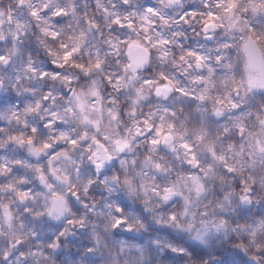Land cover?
I'll return each instance as SVG.
<instances>
[{
    "label": "snow or ice",
    "instance_id": "1",
    "mask_svg": "<svg viewBox=\"0 0 264 264\" xmlns=\"http://www.w3.org/2000/svg\"><path fill=\"white\" fill-rule=\"evenodd\" d=\"M0 94V264H97L105 251L106 264H203L214 235L264 264V213L220 218L252 203L241 177L264 166V0H9ZM97 185L143 209L89 202ZM141 211L195 243L109 247L143 227Z\"/></svg>",
    "mask_w": 264,
    "mask_h": 264
},
{
    "label": "clouds",
    "instance_id": "2",
    "mask_svg": "<svg viewBox=\"0 0 264 264\" xmlns=\"http://www.w3.org/2000/svg\"><path fill=\"white\" fill-rule=\"evenodd\" d=\"M145 0H139L140 4H143ZM189 2V0H187ZM187 43L189 45L194 44H206V47L213 48L215 47V41L211 44H207L203 38H197L191 33H188V40ZM34 58L43 61L45 59L43 52L37 50L34 54ZM234 55V53H233ZM254 102L256 104H261V98L259 96L254 98ZM179 108L180 106L177 105ZM116 167L117 171L118 166L117 162L113 161L112 164L108 166L109 169ZM253 176L255 177V180L250 179L249 177ZM261 178H264V166H261L259 163L255 166V168L250 169L249 171H245L241 179L245 181L243 187L245 188H252V203L251 204H244L239 201V199H234L231 206L227 207L223 210V215L220 217L221 219H227L229 223L233 222H241L244 219H251L253 217L258 218L262 213H264V183H261ZM210 189L212 188V185L209 186ZM235 191L237 193V197L242 194V188L239 184L235 186ZM216 192H219V186L217 185L213 191H210L209 193V200L216 199ZM114 198V199H120L125 200L128 199L131 203L134 204L135 207L139 209H143V204L140 201H133L127 197V193L123 190L116 191L112 193H108L104 190L103 186L97 185L95 190L91 191L88 194L89 202H92L93 200L97 203H103V198ZM204 203H207L205 201ZM203 207V206H202ZM208 211H212L211 208L208 209ZM138 215L142 216L143 220V227L138 232H132V234L137 238V240H142V243H147L149 240L158 238V237H165L168 233H175L178 236L182 237L181 243L187 242L190 244H194L195 242L191 239V237L188 236V234L185 233H179L177 232L175 225L171 221H159L158 219L153 217V214L150 212H138ZM159 214L157 213V216ZM199 219V217H197ZM92 221H96V217H92ZM72 241L76 242V244H83L86 242V237H84L83 234H80V238L72 237ZM113 236L109 235L107 243L109 244V247L112 246V244L116 241ZM124 240V239H119ZM129 243H138L131 240H124ZM73 247H76L75 245ZM208 248L209 251L215 252V260L211 259V256H206L203 260V264H230L229 256L230 255H237V253L234 251L235 245L233 241L221 237H216L215 235L209 239L208 242ZM253 253H248V255H252ZM107 256V251H105L104 256L99 257L98 262L99 264H106L105 257ZM264 259V258H262ZM76 264H81L80 260H77ZM162 264H172L171 261L165 260L162 262ZM181 264H185L184 261L181 262ZM187 264H191V262H187Z\"/></svg>",
    "mask_w": 264,
    "mask_h": 264
},
{
    "label": "rangeland",
    "instance_id": "3",
    "mask_svg": "<svg viewBox=\"0 0 264 264\" xmlns=\"http://www.w3.org/2000/svg\"><path fill=\"white\" fill-rule=\"evenodd\" d=\"M9 2V0H0V5L2 4H7ZM189 3H195V4H198L199 3V0H189ZM198 45V43L196 44ZM43 66V65H42ZM3 94H0V96H2ZM5 100L6 101H9L11 100V96H8V97H5ZM13 102H15L13 100ZM119 232H123L122 230H117V235L113 236L115 239H124V240H131V241H135V242H138V243H142L143 241L142 240H137V238L135 236H125V235H122V234H119ZM234 255V254H233ZM238 259V258H237Z\"/></svg>",
    "mask_w": 264,
    "mask_h": 264
},
{
    "label": "flooded vegetation",
    "instance_id": "4",
    "mask_svg": "<svg viewBox=\"0 0 264 264\" xmlns=\"http://www.w3.org/2000/svg\"><path fill=\"white\" fill-rule=\"evenodd\" d=\"M71 251H73V252L79 251L80 253H82L83 252V248L82 247H72ZM229 260H230V264H241V258L238 255H235V254L234 255H230L229 256ZM97 264H99L98 261H97Z\"/></svg>",
    "mask_w": 264,
    "mask_h": 264
},
{
    "label": "trees",
    "instance_id": "5",
    "mask_svg": "<svg viewBox=\"0 0 264 264\" xmlns=\"http://www.w3.org/2000/svg\"><path fill=\"white\" fill-rule=\"evenodd\" d=\"M125 201H126V199H125V200H122L121 202H122V203H124ZM127 203H129V204H130L131 202H130V201H127ZM119 234H122V235H127V233H126V232H121V233L119 232Z\"/></svg>",
    "mask_w": 264,
    "mask_h": 264
}]
</instances>
